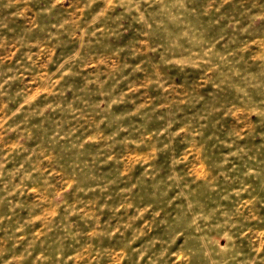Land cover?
<instances>
[{"label":"rangeland","instance_id":"374dc122","mask_svg":"<svg viewBox=\"0 0 264 264\" xmlns=\"http://www.w3.org/2000/svg\"><path fill=\"white\" fill-rule=\"evenodd\" d=\"M0 264H264V0H0Z\"/></svg>","mask_w":264,"mask_h":264}]
</instances>
